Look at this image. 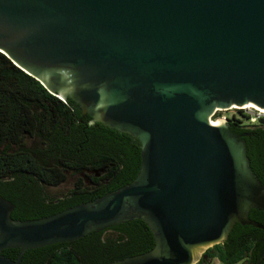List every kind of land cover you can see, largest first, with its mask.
Masks as SVG:
<instances>
[{
  "label": "water",
  "instance_id": "95a60500",
  "mask_svg": "<svg viewBox=\"0 0 264 264\" xmlns=\"http://www.w3.org/2000/svg\"><path fill=\"white\" fill-rule=\"evenodd\" d=\"M0 52L141 146L133 181L51 216L17 220L0 194V264L135 220L154 247L110 264H198L237 224L264 230L248 134L212 121L264 111V0H0Z\"/></svg>",
  "mask_w": 264,
  "mask_h": 264
},
{
  "label": "trees",
  "instance_id": "16d2710c",
  "mask_svg": "<svg viewBox=\"0 0 264 264\" xmlns=\"http://www.w3.org/2000/svg\"><path fill=\"white\" fill-rule=\"evenodd\" d=\"M218 117L216 113L213 118ZM241 117L232 116L229 125L235 133L248 134L251 165L264 183V124H249L245 113ZM91 120V116L83 115L77 103L54 96L0 52V133H7L11 143L25 144L21 153L27 164L19 170L0 166V193L17 205L13 218L51 216L95 200L137 177L141 166L139 140ZM32 137L40 139L35 148H30ZM18 159L17 153L8 157L11 163ZM71 176L76 178L73 187L48 201L40 188L32 191L26 188L38 194L35 200L18 196L31 180L40 179L59 187ZM250 217L264 224L263 210H251ZM154 245L155 238L147 223L135 220L92 232L73 243L29 250L23 263L110 264L148 252ZM19 252L10 248L4 254L17 259ZM215 258L225 264H264V230L237 224L228 240L208 249L198 264H210Z\"/></svg>",
  "mask_w": 264,
  "mask_h": 264
},
{
  "label": "flooded vegetation",
  "instance_id": "af4514ba",
  "mask_svg": "<svg viewBox=\"0 0 264 264\" xmlns=\"http://www.w3.org/2000/svg\"><path fill=\"white\" fill-rule=\"evenodd\" d=\"M238 113H239V116L241 117V115L244 114V111H238ZM226 120L229 124H231L233 122L232 117H227ZM241 120H245V118L241 117ZM238 134H241V133L238 132ZM24 141H25V139H23V142ZM29 141L31 142L30 148L31 147L35 148V145L37 143H40V139L35 138V137L30 138ZM24 149H25V144L11 143V140H10L7 133L6 134H5V132H3L2 134L0 133V166H2V167L12 166L18 170L20 168L26 167L27 164H26V161L24 159V155H23V153H21ZM6 151H8L9 153H7L5 155H1V154H3V152H6ZM16 153H17L19 159L17 160L16 163L15 162L11 163L8 160V157L10 155L16 154ZM83 176L86 177L85 174H83ZM96 176L98 177L100 175L97 174ZM20 180L24 181L23 178ZM87 180H89V179L87 178ZM30 184H32L34 187H30ZM30 184L28 186L27 185L23 186V191H21V193L18 195L20 198L22 196H24V197H29V199H31V200L37 199L38 194L37 193H31V192L27 191L26 188H28V187H29L28 190H30V191L35 190L36 188L43 189L44 190V198L47 201L50 198L57 197L59 194V193L51 192L50 189L55 188V187L50 185V184L45 183L44 181H42L40 179L31 180ZM16 208H17V205H16Z\"/></svg>",
  "mask_w": 264,
  "mask_h": 264
},
{
  "label": "rangeland",
  "instance_id": "374dc122",
  "mask_svg": "<svg viewBox=\"0 0 264 264\" xmlns=\"http://www.w3.org/2000/svg\"><path fill=\"white\" fill-rule=\"evenodd\" d=\"M238 111H244V113H245L244 109H239V108H233V109L228 110V111H219V112H217L219 117L216 119L213 118V121L219 122L221 120H226L227 117L239 116ZM75 182H76V178L71 176V177H69L67 182H65L64 184H62L59 187H55V188L50 189V191L54 192V193H59V194L66 192L67 190H69L70 188L73 187ZM210 264H225V263L214 261Z\"/></svg>",
  "mask_w": 264,
  "mask_h": 264
},
{
  "label": "built area",
  "instance_id": "2783aa9c",
  "mask_svg": "<svg viewBox=\"0 0 264 264\" xmlns=\"http://www.w3.org/2000/svg\"><path fill=\"white\" fill-rule=\"evenodd\" d=\"M245 110V115L249 124H258L263 122L264 124V111L257 110L255 108H242Z\"/></svg>",
  "mask_w": 264,
  "mask_h": 264
},
{
  "label": "bare ground",
  "instance_id": "6f19581e",
  "mask_svg": "<svg viewBox=\"0 0 264 264\" xmlns=\"http://www.w3.org/2000/svg\"><path fill=\"white\" fill-rule=\"evenodd\" d=\"M235 108H239V109H240V107H235ZM244 108H255V109H257V110H261V109H259V108H256V107L252 106V105H248L247 107H244ZM241 109H242V108H241ZM261 111H263V110H261ZM212 121H213V119H212ZM213 123L220 124V122H216V121H213Z\"/></svg>",
  "mask_w": 264,
  "mask_h": 264
},
{
  "label": "crops",
  "instance_id": "0c3cea01",
  "mask_svg": "<svg viewBox=\"0 0 264 264\" xmlns=\"http://www.w3.org/2000/svg\"><path fill=\"white\" fill-rule=\"evenodd\" d=\"M214 261H218V262H221L219 259L215 258L213 259L211 262H214Z\"/></svg>",
  "mask_w": 264,
  "mask_h": 264
}]
</instances>
